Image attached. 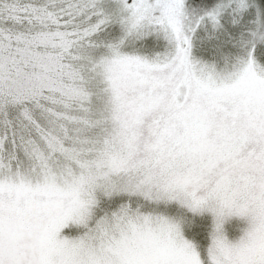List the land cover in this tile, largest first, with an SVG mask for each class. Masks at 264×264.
Segmentation results:
<instances>
[{"label":"snow or ice","instance_id":"snow-or-ice-1","mask_svg":"<svg viewBox=\"0 0 264 264\" xmlns=\"http://www.w3.org/2000/svg\"><path fill=\"white\" fill-rule=\"evenodd\" d=\"M0 264H264V0H0Z\"/></svg>","mask_w":264,"mask_h":264}]
</instances>
